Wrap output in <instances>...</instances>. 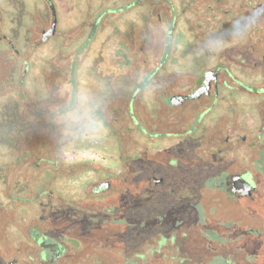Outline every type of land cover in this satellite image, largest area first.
<instances>
[{"label":"flooded vegetation","instance_id":"1","mask_svg":"<svg viewBox=\"0 0 264 264\" xmlns=\"http://www.w3.org/2000/svg\"><path fill=\"white\" fill-rule=\"evenodd\" d=\"M76 1L80 20L70 0H0V264L162 249L218 165L231 201L264 204V0ZM72 29L95 31L90 60H69Z\"/></svg>","mask_w":264,"mask_h":264},{"label":"rangeland","instance_id":"2","mask_svg":"<svg viewBox=\"0 0 264 264\" xmlns=\"http://www.w3.org/2000/svg\"><path fill=\"white\" fill-rule=\"evenodd\" d=\"M58 3L60 7L61 2ZM68 5L63 3V7L68 6V11L74 13L76 20H80L81 12L78 7L79 5L82 7V4L76 0H70ZM94 33L95 31L90 29L69 31L70 61L75 63L80 52L85 54L88 51L87 38ZM81 42L83 46L80 45ZM97 50L98 45L92 46L90 53H86V59L90 60L91 55H95ZM107 53L109 54L108 50L106 51L108 59L110 55ZM218 169L219 165L212 170L214 172L210 179L206 177L205 172L197 175L194 190L196 209L191 214L188 210L182 211L181 216L172 217L175 220L166 222L172 227L162 229L163 233L168 236L160 251L146 249L141 243L138 244L137 249H64L58 261L66 264H254L258 258L264 234L253 232L251 228L264 233V204L254 203L251 199L243 200L242 203L229 201L231 197L226 194L227 191L222 186L226 176L218 174ZM171 172L174 173V169H171ZM135 198H140V196L135 195ZM130 202L132 205L136 203ZM118 204L120 208L122 202ZM35 212L29 213L33 215ZM116 212L121 215L122 210ZM130 213L133 219L137 220L131 223L130 232L134 235L133 238L140 242L141 236L144 235L141 227L142 217L133 211ZM118 222H123L121 229L126 227L124 221L118 220ZM118 222L116 221V225ZM172 235L175 237L171 240ZM159 239L154 238L149 247L157 245L156 242ZM41 250L38 249L36 264H45L40 260ZM55 251L56 249L50 250V260ZM184 257L185 261L182 262L181 259ZM229 257L231 261L228 260ZM261 261L264 262V256Z\"/></svg>","mask_w":264,"mask_h":264},{"label":"clouds","instance_id":"3","mask_svg":"<svg viewBox=\"0 0 264 264\" xmlns=\"http://www.w3.org/2000/svg\"><path fill=\"white\" fill-rule=\"evenodd\" d=\"M236 32L239 33V28L236 29ZM66 118L69 122L74 124L77 129L81 127L85 129H90L95 126L92 114L86 106L70 109L67 112Z\"/></svg>","mask_w":264,"mask_h":264},{"label":"trees","instance_id":"4","mask_svg":"<svg viewBox=\"0 0 264 264\" xmlns=\"http://www.w3.org/2000/svg\"><path fill=\"white\" fill-rule=\"evenodd\" d=\"M229 201H231V200H229ZM251 231H253V232H259V233L264 234L262 231H260V230H258V229H252V228H251ZM262 236H263V240H262V243H261V245H260V247H259L258 258L255 260L254 264H264V262L261 261V260H262V257L264 256V235H262ZM176 250L179 251L180 249H176ZM154 251H155V252H156V251H160V249H156V250H154ZM154 251H152V252H154ZM142 256H144V255H142ZM261 256H262V257H261ZM260 258H261V259H260ZM228 260L231 261V258L229 257ZM181 261H182V262L185 261V257H184L183 259H181Z\"/></svg>","mask_w":264,"mask_h":264},{"label":"water","instance_id":"5","mask_svg":"<svg viewBox=\"0 0 264 264\" xmlns=\"http://www.w3.org/2000/svg\"><path fill=\"white\" fill-rule=\"evenodd\" d=\"M55 28H56V21H54V23H53V27H52V29H50V31L47 33V35H49V34H53L54 31H55ZM210 74H212V72H208V74H207V78H206V80H205L203 86H208V85H210V81H211V79H212V77H211ZM247 185H249V184H247ZM249 189H250L249 186H247V190H249Z\"/></svg>","mask_w":264,"mask_h":264}]
</instances>
